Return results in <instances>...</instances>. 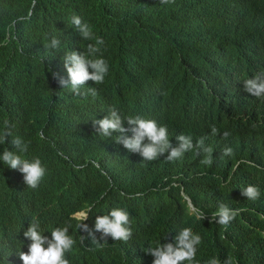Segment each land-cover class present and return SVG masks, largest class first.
I'll return each instance as SVG.
<instances>
[{
    "label": "trees",
    "instance_id": "16d2710c",
    "mask_svg": "<svg viewBox=\"0 0 264 264\" xmlns=\"http://www.w3.org/2000/svg\"><path fill=\"white\" fill-rule=\"evenodd\" d=\"M30 9L31 0H0V54L7 58L0 126L8 119L15 135L31 141L28 157H39L47 169L32 212L42 211L46 223H67L68 214L86 207L90 227L96 216L126 208L131 238L108 237L102 247L88 240L89 264H149L148 248L174 243L184 227L201 236L198 257L205 264L214 256L264 264V97L244 90L246 79L264 72V0H37L29 16ZM74 14L104 39L101 53L109 64L104 82L87 81L80 96L52 76L67 79L64 53L95 43L71 25ZM240 28L251 35L241 47ZM50 35L62 41L53 55L44 48ZM210 47L225 52L217 73L204 63ZM113 107L124 117L164 119L173 134L183 128L193 143L204 137L212 164L195 150L179 160L143 161L116 141L119 133L106 138L93 127ZM224 131L231 134L225 138ZM10 141L0 153L15 151ZM229 147L232 155H223ZM6 174L15 175L0 161V178ZM248 185L260 189L258 199L241 195ZM189 201L205 219L195 217ZM220 203L239 209L226 229L212 219ZM0 211L9 216L1 203ZM3 226L0 218L6 235ZM8 243L0 239V247Z\"/></svg>",
    "mask_w": 264,
    "mask_h": 264
},
{
    "label": "clouds",
    "instance_id": "9594fccd",
    "mask_svg": "<svg viewBox=\"0 0 264 264\" xmlns=\"http://www.w3.org/2000/svg\"><path fill=\"white\" fill-rule=\"evenodd\" d=\"M160 3L167 5L174 3V0H160ZM36 4L37 0H31L29 16ZM70 22L83 40H94L95 43H89L84 52L67 50L64 53L62 59L67 79L54 71L52 76L62 88H70L72 93L80 96V90L87 81L95 84L104 82L109 72V64L101 53L104 39L94 35L92 26L75 14L71 16ZM240 33L244 37L241 47L251 35L246 28H240ZM61 46L62 41L57 35L48 36L44 42V48L49 55L59 53ZM224 53L210 47L204 63L209 61L210 70L217 73ZM6 63L7 58L0 54V72ZM244 90L253 97H264V72L246 79ZM88 91L93 96L96 95L94 88H89ZM124 121L131 127L125 128ZM92 124L100 136L108 138L113 133H119L116 141L128 151L139 154L143 161H155L161 156L168 161L179 160L185 153L195 150L197 155L201 152L206 154L202 163L211 165L213 162V149L205 145L204 137L193 143L191 135L181 134L183 128L175 130L173 134L171 126L164 119L157 121L141 115L124 117L113 107L102 119L92 120ZM13 128L14 125L8 119H4L0 126V145H4L11 138L10 142L15 148V151H10L5 147L0 153V161L15 174H6L0 178V203L10 210L8 217L0 211L6 233H0V239L9 241L4 247H0V264H89L87 255L93 254L94 250L88 246V240L102 247L108 237L122 242L131 238L130 213L123 207H116L108 214L96 216L95 225L90 226L94 231L87 224L91 209L86 210V207L68 214L67 223H46L42 219V211L32 212L29 207L45 189L43 180L47 169L39 157H28L31 141L22 135H15ZM128 132L131 133L130 136L125 135ZM218 132L219 129L215 126L211 128L212 134ZM230 134L229 131H224L222 135L227 138ZM223 155H232V149L225 148ZM241 195L254 201L260 197V189L255 185H248L241 191ZM189 207L198 220L205 219L202 209L191 205L190 201ZM15 210L18 211L17 215ZM238 214L239 209L220 203L212 213V219L226 229ZM95 232L101 235L100 238L95 236ZM201 240V236L194 233L191 227H184L174 237V243H158L157 246L148 248L147 253L154 257L149 264H205L198 257ZM135 264L143 263L138 260ZM208 264H233V260L229 257L222 262L218 256H214Z\"/></svg>",
    "mask_w": 264,
    "mask_h": 264
},
{
    "label": "bare ground",
    "instance_id": "6f19581e",
    "mask_svg": "<svg viewBox=\"0 0 264 264\" xmlns=\"http://www.w3.org/2000/svg\"><path fill=\"white\" fill-rule=\"evenodd\" d=\"M77 164V163H76Z\"/></svg>",
    "mask_w": 264,
    "mask_h": 264
}]
</instances>
